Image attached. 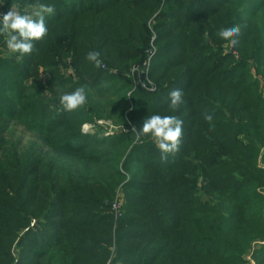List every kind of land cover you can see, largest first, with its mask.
Wrapping results in <instances>:
<instances>
[{
    "label": "trees",
    "instance_id": "obj_1",
    "mask_svg": "<svg viewBox=\"0 0 264 264\" xmlns=\"http://www.w3.org/2000/svg\"><path fill=\"white\" fill-rule=\"evenodd\" d=\"M41 3L55 13L32 54L4 57L0 37V264H246L264 242V0L3 6ZM152 114L183 121L175 153L135 138Z\"/></svg>",
    "mask_w": 264,
    "mask_h": 264
},
{
    "label": "clouds",
    "instance_id": "obj_2",
    "mask_svg": "<svg viewBox=\"0 0 264 264\" xmlns=\"http://www.w3.org/2000/svg\"><path fill=\"white\" fill-rule=\"evenodd\" d=\"M5 0H0V6ZM55 13V7L52 4H39V10L31 14H21L14 11L12 6L7 13L0 16V37H3L6 49L12 54H18V58L30 55L34 52L36 43L43 41L49 32L45 16H51ZM240 34V26L230 24L221 27L218 36L222 39H229V42L235 44V37ZM85 60L94 67L103 66L101 53L96 50L89 51ZM131 96V93H128ZM87 102V93L84 86L76 87L70 92H64L59 97V103L65 112H72L83 107ZM169 108L178 109L184 104L183 93L179 89H174L168 94ZM205 118L212 119V113H206ZM183 121L176 115L152 114L144 119L139 130L133 128L135 138L147 136L155 142L162 157L175 153L180 145L182 136ZM87 129L88 124L82 125Z\"/></svg>",
    "mask_w": 264,
    "mask_h": 264
},
{
    "label": "rangeland",
    "instance_id": "obj_3",
    "mask_svg": "<svg viewBox=\"0 0 264 264\" xmlns=\"http://www.w3.org/2000/svg\"><path fill=\"white\" fill-rule=\"evenodd\" d=\"M13 8V10L14 11H17V12H19V13H21V14H31V13H33V12H37L38 10H39V7H34V8H30V9H28V10H24L23 11V13L22 12H20L19 11V9L18 8H16V7H12ZM10 10V8H4V6L2 5V6H0V16H2L4 13H7L8 11ZM18 54H12V53H10L6 48L4 49V51H3V56L4 57H6V58H8V57H14V56H17ZM150 55H152V54H150ZM67 72V71H66ZM104 125H107V123L106 124H104ZM85 129V128H84ZM86 130H93V127L92 126H90L89 125V127L86 129ZM94 131H96V129L94 130ZM117 131V128H116V126H112V125H110L109 127H108V130H106V134L107 135H112V133H114V132H116ZM27 138H29L28 136H26L25 135V140H27ZM114 204H119L120 205V203H114ZM121 209V208H120ZM113 211V210H112ZM120 216L118 217V219H120L121 217H122V213H121V210H120ZM114 216H116V214L114 213ZM262 243H264V242H259V243H255L254 245H253V248H254V253L253 254H250V256H248V257H245V262H246V264H257V259L255 258V253H257V251L258 250H260L262 247H263V244ZM19 255V252L18 251H16V256H18Z\"/></svg>",
    "mask_w": 264,
    "mask_h": 264
},
{
    "label": "built area",
    "instance_id": "obj_4",
    "mask_svg": "<svg viewBox=\"0 0 264 264\" xmlns=\"http://www.w3.org/2000/svg\"><path fill=\"white\" fill-rule=\"evenodd\" d=\"M120 208H121V204H113L112 205V210L115 212L116 214V218H118L120 216ZM250 264V263H249Z\"/></svg>",
    "mask_w": 264,
    "mask_h": 264
}]
</instances>
